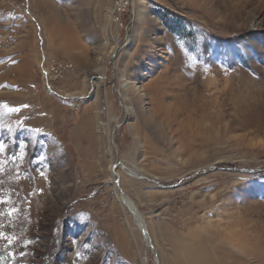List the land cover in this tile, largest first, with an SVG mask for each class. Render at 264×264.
<instances>
[{
  "label": "rangeland",
  "instance_id": "rangeland-1",
  "mask_svg": "<svg viewBox=\"0 0 264 264\" xmlns=\"http://www.w3.org/2000/svg\"><path fill=\"white\" fill-rule=\"evenodd\" d=\"M128 1L0 0V264H264V0Z\"/></svg>",
  "mask_w": 264,
  "mask_h": 264
},
{
  "label": "bare ground",
  "instance_id": "bare-ground-1",
  "mask_svg": "<svg viewBox=\"0 0 264 264\" xmlns=\"http://www.w3.org/2000/svg\"><path fill=\"white\" fill-rule=\"evenodd\" d=\"M113 9H112V13H113ZM114 15H115V12L113 13V17H112L113 21H114ZM45 70L48 71L46 68H45ZM113 146H115L114 143L112 144L111 149L113 148ZM114 148H116V147H114ZM112 168H114V166H112ZM115 188H117V184H115ZM124 194H122L120 191L118 193L117 198L122 203V205L129 210L131 216L133 217L135 225L141 230L139 221L132 214L131 210H135L138 213L139 217L141 218V221L143 222V224L145 225V227L147 229L148 236L150 237V239H152L151 238L152 235L149 232V229L146 225V222L144 221L143 215H141V213H139V211L137 210V207L135 206L132 199L128 195H126V194L124 195ZM192 231H194V230H192ZM191 233L192 232H190V234ZM194 233L197 234V232H195V231H194ZM214 234L218 235L219 240L223 239L224 241H227V242L230 241V243L232 242L233 245L236 242L235 245L237 246L239 251H235V250H231V249H228L226 247H223L221 252L224 253L225 255H227L228 257H237V256L245 257V253L246 254L247 253L248 254L255 253L256 246L259 245L258 241H253L254 239H252V237L249 239L247 233L242 228H239L237 230L234 229V230L229 231V232L225 231L224 233L220 229H218L215 231ZM185 236L182 235L181 233H178V232L166 230V233L164 236V241L170 243L172 245V249H173L172 255H171L170 261H169L170 264H223L222 261L218 263V261H220V258L219 259L216 258L215 254H214L215 253L214 248L211 249L210 247H207L206 246L207 243L205 241H202V240L196 241V240H194L195 237L194 238H191V237L187 238L188 236L187 237H185ZM211 236L213 237V235H211ZM198 237H200V235ZM145 240L149 244L148 246L150 247L151 246V242H150L151 240L149 241L146 237H145ZM209 244L213 245L211 243H209ZM231 248H233V247H231ZM220 256H221V254H220ZM225 262H227V261H225Z\"/></svg>",
  "mask_w": 264,
  "mask_h": 264
},
{
  "label": "built area",
  "instance_id": "built-area-1",
  "mask_svg": "<svg viewBox=\"0 0 264 264\" xmlns=\"http://www.w3.org/2000/svg\"><path fill=\"white\" fill-rule=\"evenodd\" d=\"M116 1V9L113 10V13L115 12L114 15V22H118L120 20V14L122 13L121 10H123V8L126 7V5L129 4V1L127 0H115ZM113 13H112V17H113Z\"/></svg>",
  "mask_w": 264,
  "mask_h": 264
},
{
  "label": "water",
  "instance_id": "water-1",
  "mask_svg": "<svg viewBox=\"0 0 264 264\" xmlns=\"http://www.w3.org/2000/svg\"><path fill=\"white\" fill-rule=\"evenodd\" d=\"M121 193L124 194L122 191H121ZM131 212L138 219L139 224H140V228L143 231L144 236L150 241V237L148 236L147 229H146L145 225L143 224V222L141 221V218L139 217L138 213L135 210H131Z\"/></svg>",
  "mask_w": 264,
  "mask_h": 264
},
{
  "label": "snow or ice",
  "instance_id": "snow-or-ice-1",
  "mask_svg": "<svg viewBox=\"0 0 264 264\" xmlns=\"http://www.w3.org/2000/svg\"><path fill=\"white\" fill-rule=\"evenodd\" d=\"M8 131L10 132L11 129H8ZM36 131L38 132L39 129H37ZM5 148H6V145H5L4 141L0 140V154H4ZM2 235L3 234H0V236H2ZM4 238H7V237H4ZM9 243H11V240H9Z\"/></svg>",
  "mask_w": 264,
  "mask_h": 264
}]
</instances>
